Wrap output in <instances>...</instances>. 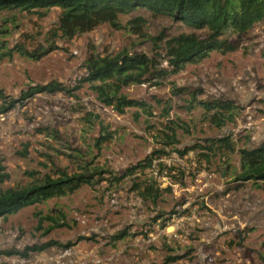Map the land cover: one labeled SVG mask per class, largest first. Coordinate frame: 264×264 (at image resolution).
Returning a JSON list of instances; mask_svg holds the SVG:
<instances>
[{
    "label": "rangeland",
    "instance_id": "obj_1",
    "mask_svg": "<svg viewBox=\"0 0 264 264\" xmlns=\"http://www.w3.org/2000/svg\"><path fill=\"white\" fill-rule=\"evenodd\" d=\"M59 15L58 8H51L45 17L0 11V32L8 29L10 46L25 43L33 49L51 43L58 47L38 62L19 56L0 59V91L6 100L0 102V108L20 99L30 86L55 81L69 89L76 87L86 75L85 60L90 52L104 56L125 50L153 55L147 38L108 24L71 40L53 38ZM136 17L145 20L146 36L204 34V30L145 10L120 16L119 23L127 26ZM231 40L237 45L234 52L212 53L201 64L189 65L167 80L178 88L200 91L199 100L235 102L240 113L221 130L211 126L201 108L187 112L188 96L171 97L168 83L160 88L142 85L122 90L129 98L151 104V117L133 108L117 114L97 101L88 84L73 92L75 97L64 92L39 94L6 113L0 111V160L10 174L3 189L26 186L31 172L40 176L59 168L70 174L82 172V166L100 171L92 186L0 219V251L22 252L50 240L72 246L31 252L27 259L1 256L0 264H263L264 192L251 182L239 185L235 181L237 151L210 153L206 159L200 157L205 151L199 149L184 156L175 151L224 135H230L236 150L257 147L264 140V21ZM153 97L171 98L168 118L161 117L162 108ZM87 113L99 119L88 123ZM99 123L114 133L100 151L94 145L101 135ZM170 129L178 143L167 146L165 136L171 134ZM25 145L27 155L22 157ZM158 150L165 151L161 156L170 160L176 177L181 174L170 191H161L156 202L144 201L132 191L133 182L154 178L152 173L141 174L135 181L134 177L113 180ZM59 213L66 226L43 235L37 229L39 217ZM191 215L194 217L184 219ZM157 216L162 219L155 222ZM164 220L166 226L161 227ZM121 232L125 238L113 241L112 236ZM173 257L179 259L168 262Z\"/></svg>",
    "mask_w": 264,
    "mask_h": 264
},
{
    "label": "trees",
    "instance_id": "obj_2",
    "mask_svg": "<svg viewBox=\"0 0 264 264\" xmlns=\"http://www.w3.org/2000/svg\"><path fill=\"white\" fill-rule=\"evenodd\" d=\"M51 8H58L60 15L57 29L53 38L73 39L80 34L88 33L103 24L112 28L125 29L131 34L141 38H147L152 43V56L145 53H130L120 51L114 55L101 56L90 52L85 60L86 75L79 85L69 89L59 82L51 81L44 85L30 86L22 92L21 98L6 102L0 108L1 113H6L15 108L17 103L24 102L39 94H54L64 92L75 97L73 92L79 90L82 84H88L96 95L97 101L105 107L111 108L117 114L122 115L127 109H137L141 114L153 116V106L144 100L129 98L122 93L129 86L148 85L160 88L169 85L171 97L187 95V112L201 108L207 116L208 122L216 129H223L227 124L236 121L240 113L239 106L231 100L213 99L210 101L199 100L200 91H190L186 88H178L169 78L183 72L189 65H199L212 53L227 54L234 52L237 45L231 38H241L246 35L257 23L264 21V0H0V11H18L38 13L45 17ZM138 10L150 12L153 16L169 17L173 21L180 22L194 30H204L202 36L194 33L179 34L169 37L161 32L158 36L150 37L143 34L145 20L136 17L128 21L127 26L119 23L120 16H126ZM15 19V18H14ZM10 35L8 29L0 32V59L12 60L14 56L38 62L58 47L49 43L47 47L38 46L29 49L25 43H16L12 46L6 38ZM264 58V52H262ZM165 63V64H164ZM155 104L161 106V117L168 118L172 111V100H161L153 97ZM5 96L0 91V102H5ZM87 122L93 123L99 119L97 115L87 113ZM100 124L101 135L95 140L98 151L110 141L114 135L107 126ZM171 134L165 136V145L171 146L178 143L172 129ZM199 149L205 151L200 154L202 159L208 158L210 153L226 155L237 151L239 155V172L235 175V181L242 183L251 182L253 186L264 192V140L251 149L241 148L236 150L230 135L219 138H208L203 145L191 146L184 150H175L180 156L189 151ZM164 150L155 151L134 166L126 169L122 176H114L115 182L124 178L134 177L147 172H153L155 160L164 158ZM27 155L25 145L22 157ZM155 166V165H154ZM162 169L161 163L158 164ZM82 172L68 173L66 170L55 168L50 173L38 176V173H29L31 181L23 187L3 189L2 185L10 179V174L0 160V219L14 215L20 210L45 203L53 198H60L75 193L82 186H92L93 177L100 173L99 170H89L81 167ZM175 171L174 167L169 172ZM175 174L169 177L172 184L179 178ZM241 187V186H239ZM170 186L160 188L157 180L147 178L143 181H135L132 191L144 201L156 202L161 191ZM168 191H170L168 189ZM64 215H45L38 219L37 229L48 235L54 229L65 227ZM161 216L155 217V222L161 220ZM49 225L44 227L43 224ZM166 220L161 227L166 226ZM126 234L121 232L112 236L113 241L124 239ZM72 243L62 245L54 240L26 247L24 251L16 250L0 251L1 256L17 255L27 259L31 252H43L52 247L68 248ZM179 258H168V262H176ZM264 264V257L261 256Z\"/></svg>",
    "mask_w": 264,
    "mask_h": 264
},
{
    "label": "built area",
    "instance_id": "obj_3",
    "mask_svg": "<svg viewBox=\"0 0 264 264\" xmlns=\"http://www.w3.org/2000/svg\"><path fill=\"white\" fill-rule=\"evenodd\" d=\"M161 163L162 169L159 168L158 164ZM153 172H151L154 175L155 180H157L160 184V188L164 186L165 184H168L169 180V186L172 185L169 173L170 174H175V171L169 172V169L171 168V163L170 160H166V158H162L159 160H155V163H153ZM194 217V215L191 216H186L184 219L189 220L190 218Z\"/></svg>",
    "mask_w": 264,
    "mask_h": 264
}]
</instances>
